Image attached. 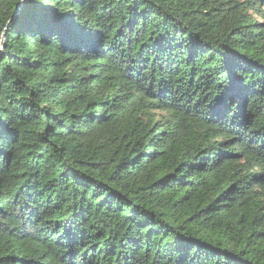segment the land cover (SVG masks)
Instances as JSON below:
<instances>
[{"label": "trees", "instance_id": "16d2710c", "mask_svg": "<svg viewBox=\"0 0 264 264\" xmlns=\"http://www.w3.org/2000/svg\"><path fill=\"white\" fill-rule=\"evenodd\" d=\"M263 6L0 0V264H264Z\"/></svg>", "mask_w": 264, "mask_h": 264}, {"label": "water", "instance_id": "95a60500", "mask_svg": "<svg viewBox=\"0 0 264 264\" xmlns=\"http://www.w3.org/2000/svg\"><path fill=\"white\" fill-rule=\"evenodd\" d=\"M4 46V45H3ZM3 46L1 48H3Z\"/></svg>", "mask_w": 264, "mask_h": 264}, {"label": "rangeland", "instance_id": "374dc122", "mask_svg": "<svg viewBox=\"0 0 264 264\" xmlns=\"http://www.w3.org/2000/svg\"><path fill=\"white\" fill-rule=\"evenodd\" d=\"M263 9H264V6H263Z\"/></svg>", "mask_w": 264, "mask_h": 264}]
</instances>
